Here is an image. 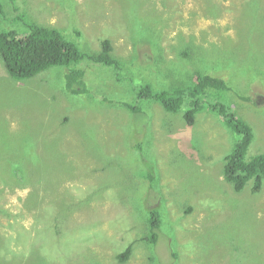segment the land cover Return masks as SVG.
<instances>
[{"label": "rangeland", "instance_id": "obj_1", "mask_svg": "<svg viewBox=\"0 0 264 264\" xmlns=\"http://www.w3.org/2000/svg\"><path fill=\"white\" fill-rule=\"evenodd\" d=\"M15 6L29 21L59 28L83 52L110 39L124 77L82 59L77 67L90 93L71 95L61 86L66 67L22 81L0 60V155L23 164L17 175L0 168V264H264V185L234 192L222 174L239 136L206 109L187 126L182 112L137 99L150 119L143 157L158 179L151 190L142 178L151 164L131 145L140 120L117 104H135L140 80L162 88L208 72L229 83L220 100L253 128L247 156L264 152V0ZM0 22V29L12 26ZM15 147L18 154L6 152ZM142 202L164 212L155 244L136 242ZM131 243L128 260L119 262L116 255Z\"/></svg>", "mask_w": 264, "mask_h": 264}, {"label": "trees", "instance_id": "obj_2", "mask_svg": "<svg viewBox=\"0 0 264 264\" xmlns=\"http://www.w3.org/2000/svg\"><path fill=\"white\" fill-rule=\"evenodd\" d=\"M15 2L16 0H0V21L12 25L9 28L0 29V60L12 78L24 81L49 68L66 67L68 71L62 75L64 84L62 85L61 82L64 91L71 95L88 94L90 91L85 82V71L77 67L82 59L112 67L118 78L124 77L123 74L121 75L124 70V63L114 55L110 39H102L99 50L83 52L77 43L67 38L59 28L37 24L29 21L25 14H17L18 8L15 6ZM6 5H10L12 10L16 12L9 16L5 9ZM19 22L23 27H14V23ZM190 49L191 47H186L183 53L188 54ZM195 75V81L172 82L162 88L155 87L150 81L140 80L135 83L138 85L133 87L136 98L135 104L128 101L117 102L131 113L133 122L140 120L141 132L137 133L134 128L131 133L132 148L140 153L144 163L151 164V162L146 161V156L143 157L146 148L147 134L145 131L149 133L144 124L147 125V121L150 122V119L144 107L142 108L143 104L137 99L155 101L169 113L182 112L184 123L187 126H193L196 115L206 109V111L218 114L223 119L225 126L239 136L231 151L224 156L222 170L224 180L231 184L234 192H241L250 182L251 191L253 193L260 192L264 185V152L251 157L247 156V150L254 137L253 128L237 116L236 108H233L232 104L220 100L222 96L228 95L231 91L229 83L225 79L208 72L196 71ZM230 101L232 102V100ZM6 152L14 156L18 154L19 150L15 147L7 149ZM0 159L4 160L6 164L0 165L5 174L17 175L18 173L14 169L23 165L20 160L18 162L9 160L2 155H0ZM156 177L153 165L146 167L142 178L147 180L148 189L154 190L156 188L155 185L158 181ZM141 206L142 211H139L138 226L143 229V235H139L136 242H142L146 245L155 244L158 233L162 232L164 212L158 207V204L149 206L142 202ZM189 210L190 208L187 209V212ZM135 211L138 213L136 209ZM132 250L133 244L131 243L124 251L116 255V259L119 262L127 261Z\"/></svg>", "mask_w": 264, "mask_h": 264}]
</instances>
